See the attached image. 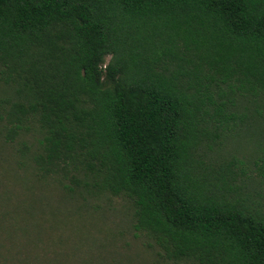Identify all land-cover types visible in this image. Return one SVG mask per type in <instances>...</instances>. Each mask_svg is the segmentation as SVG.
Wrapping results in <instances>:
<instances>
[{
    "label": "trees",
    "instance_id": "16d2710c",
    "mask_svg": "<svg viewBox=\"0 0 264 264\" xmlns=\"http://www.w3.org/2000/svg\"><path fill=\"white\" fill-rule=\"evenodd\" d=\"M111 198L144 264H264V0H0V264H132Z\"/></svg>",
    "mask_w": 264,
    "mask_h": 264
},
{
    "label": "rangeland",
    "instance_id": "374dc122",
    "mask_svg": "<svg viewBox=\"0 0 264 264\" xmlns=\"http://www.w3.org/2000/svg\"><path fill=\"white\" fill-rule=\"evenodd\" d=\"M97 205L98 209L95 215L98 217L96 216L93 219L90 216L89 224L94 225L88 226L87 229L94 232V235H98L97 233H99L98 236L102 237L104 242L108 244L109 251L119 253L116 256H129L131 253L140 254L139 258H136L132 264H138V262L144 264L145 261L151 260L152 256L150 252H142L138 247V241L136 239L134 240L131 236L129 227L130 218L126 204L119 199L111 198L109 200L104 199Z\"/></svg>",
    "mask_w": 264,
    "mask_h": 264
}]
</instances>
